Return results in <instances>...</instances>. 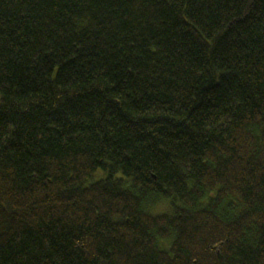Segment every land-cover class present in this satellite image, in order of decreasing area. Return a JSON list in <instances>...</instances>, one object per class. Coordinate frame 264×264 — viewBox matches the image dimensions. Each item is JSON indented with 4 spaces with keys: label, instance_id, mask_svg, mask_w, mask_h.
Returning a JSON list of instances; mask_svg holds the SVG:
<instances>
[{
    "label": "trees",
    "instance_id": "1",
    "mask_svg": "<svg viewBox=\"0 0 264 264\" xmlns=\"http://www.w3.org/2000/svg\"><path fill=\"white\" fill-rule=\"evenodd\" d=\"M0 264H264V0H0Z\"/></svg>",
    "mask_w": 264,
    "mask_h": 264
}]
</instances>
